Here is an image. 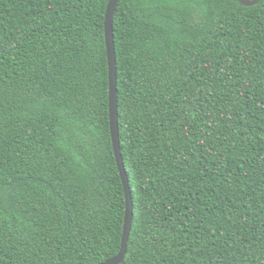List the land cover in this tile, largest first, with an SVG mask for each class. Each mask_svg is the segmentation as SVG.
I'll list each match as a JSON object with an SVG mask.
<instances>
[{"label":"trees","instance_id":"16d2710c","mask_svg":"<svg viewBox=\"0 0 264 264\" xmlns=\"http://www.w3.org/2000/svg\"><path fill=\"white\" fill-rule=\"evenodd\" d=\"M120 0L123 264H264V0ZM110 0H0V264L119 255Z\"/></svg>","mask_w":264,"mask_h":264},{"label":"water","instance_id":"95a60500","mask_svg":"<svg viewBox=\"0 0 264 264\" xmlns=\"http://www.w3.org/2000/svg\"><path fill=\"white\" fill-rule=\"evenodd\" d=\"M243 6L253 7L260 1L251 0H235ZM120 0H110L106 13L105 35L109 61V81H110V122L111 136L114 145L115 157L117 160L119 172L123 181L126 195V217L124 225V234L122 239V248L119 255L102 264H123L127 252L128 244L131 236L133 218H134V201L129 184V178L125 169V163L122 155L120 128H119V112H118V88H117V58L114 42V17Z\"/></svg>","mask_w":264,"mask_h":264}]
</instances>
